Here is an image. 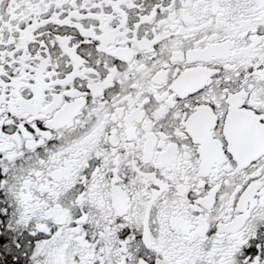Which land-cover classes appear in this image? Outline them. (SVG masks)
Here are the masks:
<instances>
[{
	"label": "snow or ice",
	"instance_id": "6c2138e0",
	"mask_svg": "<svg viewBox=\"0 0 264 264\" xmlns=\"http://www.w3.org/2000/svg\"><path fill=\"white\" fill-rule=\"evenodd\" d=\"M0 264H264V0H0Z\"/></svg>",
	"mask_w": 264,
	"mask_h": 264
}]
</instances>
